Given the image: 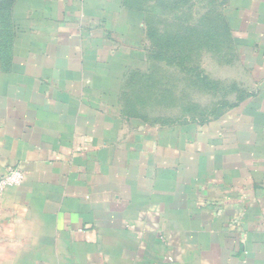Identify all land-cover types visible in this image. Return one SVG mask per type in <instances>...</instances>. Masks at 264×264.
Segmentation results:
<instances>
[{
    "label": "crops",
    "instance_id": "crops-1",
    "mask_svg": "<svg viewBox=\"0 0 264 264\" xmlns=\"http://www.w3.org/2000/svg\"><path fill=\"white\" fill-rule=\"evenodd\" d=\"M227 6L245 96L157 123L126 104L152 55L135 1L17 0L0 176L24 180L0 191V264H264V0Z\"/></svg>",
    "mask_w": 264,
    "mask_h": 264
},
{
    "label": "rangeland",
    "instance_id": "rangeland-1",
    "mask_svg": "<svg viewBox=\"0 0 264 264\" xmlns=\"http://www.w3.org/2000/svg\"><path fill=\"white\" fill-rule=\"evenodd\" d=\"M4 5L0 9V68L6 67L12 45ZM161 5L160 1L154 7L155 13L160 12ZM167 12L169 59L154 52L147 65L141 58L143 71L129 84L132 95L126 104L157 123L219 115L239 102L247 88L246 74L230 46L227 0L175 1ZM181 26L187 28L178 31ZM159 35L157 32V39Z\"/></svg>",
    "mask_w": 264,
    "mask_h": 264
},
{
    "label": "trees",
    "instance_id": "trees-1",
    "mask_svg": "<svg viewBox=\"0 0 264 264\" xmlns=\"http://www.w3.org/2000/svg\"><path fill=\"white\" fill-rule=\"evenodd\" d=\"M135 1L139 8H141V11L144 13V21L146 26V36L151 44V53L154 52L159 53L160 55H163V57L167 60L169 57L167 56L168 48H166V45H168V41L166 40V33L168 31V7H173L174 2H180L184 0H129ZM163 2V6L161 7L160 12L157 14L155 13V6L159 2ZM17 0H0V9L3 7L6 9V15L10 19L11 23V41H13L16 37V33L18 31V25L16 23L15 17L13 16V9L16 4ZM159 23L161 28L156 27V23ZM159 28V31L157 30ZM187 27L178 28L177 30L184 31V29ZM157 32H159L161 35L158 36L157 39ZM11 49V48H10ZM11 55H7L6 60L9 59Z\"/></svg>",
    "mask_w": 264,
    "mask_h": 264
},
{
    "label": "built area",
    "instance_id": "built-area-1",
    "mask_svg": "<svg viewBox=\"0 0 264 264\" xmlns=\"http://www.w3.org/2000/svg\"><path fill=\"white\" fill-rule=\"evenodd\" d=\"M24 180V172L18 168L11 167L8 171L0 176V191L7 186L19 185Z\"/></svg>",
    "mask_w": 264,
    "mask_h": 264
}]
</instances>
